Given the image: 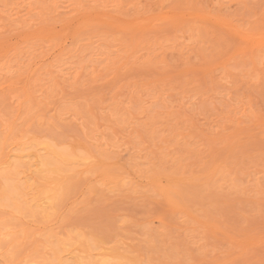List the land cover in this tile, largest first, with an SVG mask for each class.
I'll use <instances>...</instances> for the list:
<instances>
[{
	"label": "rangeland",
	"instance_id": "1",
	"mask_svg": "<svg viewBox=\"0 0 264 264\" xmlns=\"http://www.w3.org/2000/svg\"><path fill=\"white\" fill-rule=\"evenodd\" d=\"M0 264H264V0H0Z\"/></svg>",
	"mask_w": 264,
	"mask_h": 264
},
{
	"label": "bare ground",
	"instance_id": "2",
	"mask_svg": "<svg viewBox=\"0 0 264 264\" xmlns=\"http://www.w3.org/2000/svg\"><path fill=\"white\" fill-rule=\"evenodd\" d=\"M105 259V258H104Z\"/></svg>",
	"mask_w": 264,
	"mask_h": 264
}]
</instances>
